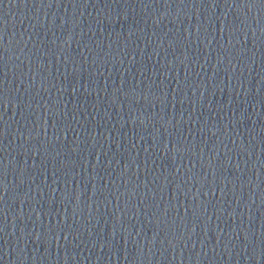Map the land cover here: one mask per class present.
<instances>
[{
    "label": "water",
    "instance_id": "1",
    "mask_svg": "<svg viewBox=\"0 0 264 264\" xmlns=\"http://www.w3.org/2000/svg\"><path fill=\"white\" fill-rule=\"evenodd\" d=\"M0 264H264V0H0Z\"/></svg>",
    "mask_w": 264,
    "mask_h": 264
}]
</instances>
